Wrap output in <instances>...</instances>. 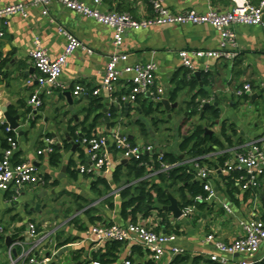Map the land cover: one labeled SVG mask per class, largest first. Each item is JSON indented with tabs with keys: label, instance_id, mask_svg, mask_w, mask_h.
Segmentation results:
<instances>
[{
	"label": "crops",
	"instance_id": "1",
	"mask_svg": "<svg viewBox=\"0 0 264 264\" xmlns=\"http://www.w3.org/2000/svg\"><path fill=\"white\" fill-rule=\"evenodd\" d=\"M249 1L258 4L261 0ZM88 2L90 5H94L93 0ZM11 4L27 5L28 17L12 16L6 26L0 22L2 33L0 55L1 61H5L0 76V140H3L0 142V149L3 148L7 136L1 127L4 124L9 127L5 123L3 109L6 108L9 113L13 109L16 114L12 116L18 118L21 131V134L14 131L20 142L16 160L34 163L47 184L26 187L18 194L3 193L0 195V229H3V233L0 232V264L10 263L8 253L11 246L7 247L6 238L11 237L14 241L13 244L21 240L28 241L27 231L30 222L38 224L40 228L45 225L48 230L52 229L55 224H63L61 241L64 242L70 238L76 239V241L84 238L85 230H81V227L87 229L100 221L118 224H126L129 221L124 220L122 216L120 197L104 201L90 216L79 212L88 203L100 200L102 197H98L93 190L97 180H92L88 175H80L75 170L81 165L88 164V156L83 146L79 145L73 151L74 146L71 142L77 144L78 134H83L84 123L86 124L85 135H89L87 132H90L91 135H109L111 133L113 127L111 124L114 122L111 118L109 119V128L105 118L95 123L96 114H93L86 122L88 115L86 111L90 107L91 99L95 97L92 92L100 86L109 58L115 53H125L131 55L130 63L132 64L156 63L159 68V85L166 90L165 98L170 101L171 105H176L171 112L165 111L163 106L161 111H164V115H169V118L172 119L173 113L177 111L178 103L186 97V93L193 96L197 91H191L190 88L180 89L179 80L175 81L176 73L185 69L181 64L179 53L181 51H214L219 48L221 41L219 32L209 25L157 26L127 34L123 45L120 48H115L111 29L67 10L59 4L51 5L48 16H43L41 9L32 7L31 0H0V9ZM240 4H242V0H167L166 2L167 8L177 14L191 9L204 13L211 7L226 12ZM100 10L128 13L135 19H145L153 15L151 0H105ZM60 27L77 37L82 43V48L68 59L62 76V83L67 89L54 93L41 90L43 107L37 114H34L29 100L35 92L39 91V87L27 85V81L36 74L30 58V54L34 50V40L39 37L49 55L56 58L64 52L66 47V39L58 35ZM233 30L237 36L239 48V56L235 62L196 60L194 62L195 72H191L193 77L197 72L209 75V85H203L208 97L201 101L210 102V105L218 104L221 119L214 127H208V129L213 131V134L218 136L227 147L226 137L222 136L223 125L225 135L234 145L227 147L231 158L242 145L264 136V32L259 27L248 25H236ZM206 67H209L207 72L205 71ZM180 78H182V74L179 75L178 79ZM77 84L84 85L89 91V96L74 97L73 88ZM247 84L251 85L252 92L238 98L237 91ZM178 88L180 89L178 98L173 103L170 100L171 94ZM200 88L202 87L199 82L198 89ZM126 91V82L122 81L115 95L101 93L98 96L102 99L104 117H107V114L111 115V110L114 108L118 111L119 126L132 141L140 145L152 144L166 152L178 154L183 139L177 133L179 130L176 129L177 135L174 132L175 129L172 131L174 133H170L172 128L158 133L154 129V125H147L145 121L152 122V118L145 117L143 114L144 103L147 102L146 105H149L148 99L146 101L140 99V102L131 105L127 110L121 109L115 98L120 97ZM66 92L72 94V105L65 97H60ZM105 109L107 113H104ZM161 114L156 113L154 116L161 119L159 118ZM184 117L187 118V115ZM139 121H143L147 126V133L142 132L137 124ZM75 126L80 127L77 129L76 136L73 137L71 127ZM187 126L182 129L183 136L189 135L190 128ZM37 130L39 133L35 135V142L31 144L32 134ZM157 137H161V143L158 142ZM46 140L52 141L53 146L58 149V153L61 155V164L58 167L51 165V155L46 153L38 155V152L46 147ZM67 143L69 147H67ZM120 158V155L117 154L112 156L113 169L107 177H103L111 185V191L124 184L119 186L113 184L116 167L125 165L124 161L120 163ZM70 161H74L71 170H75L77 178H73L68 171ZM65 165H67L66 176L60 178ZM124 173L126 174L127 171ZM226 176L223 174V178ZM260 185L258 191L250 192L249 195L247 192L239 190L236 195L237 201L233 202L225 193V184L220 182V186L215 188L219 201L214 205V213L210 216L203 214L206 218L201 217L196 225L193 224V221L197 216V211L192 218L180 220H174L171 213H168L169 222L173 228L170 233L175 232L178 240L169 247L158 264H172L176 257L181 256L173 254L171 251L173 247L183 249L185 251L183 256L204 258L202 264H206L207 261H210V255L217 253L214 245L205 241L208 235L214 234L219 241L231 243L240 236L242 222L254 219L264 222V171L261 175ZM168 194L173 195L180 202L182 201L178 193L168 192ZM39 195H43V197L38 199ZM38 205H40L39 211H37ZM224 206H229L232 214L225 211ZM76 214L79 215L77 220L74 221L75 223H70V216ZM154 216H156V212ZM92 217L100 220L94 223L91 221ZM23 228L24 230H22ZM161 229L167 232L165 225ZM57 236L54 235V239L47 245V249L51 250L58 244ZM122 244L117 254V261L113 264H123L127 259L131 260L132 264L157 263H154L139 245ZM106 251L107 245L101 249V253ZM69 253L72 259L68 264H76L87 257L89 247L70 248ZM79 253L81 254L80 258L75 259V255ZM65 255H62V261H64ZM14 258L17 259V256ZM225 258L227 264H240L247 260L244 256H226ZM263 263L264 245L261 246L253 260V264ZM18 264H25V262L19 261Z\"/></svg>",
	"mask_w": 264,
	"mask_h": 264
},
{
	"label": "built area",
	"instance_id": "2",
	"mask_svg": "<svg viewBox=\"0 0 264 264\" xmlns=\"http://www.w3.org/2000/svg\"><path fill=\"white\" fill-rule=\"evenodd\" d=\"M88 1L31 0V6L41 9L43 16H48L51 5L56 3L87 19L94 20L112 30L115 48H120L124 43L125 36L131 32H140L157 26L209 25L217 30L221 37L217 50L181 51L179 53L182 66L192 73L195 72L194 62L196 60L235 62L239 56V48L237 36L233 30L234 26H255L261 28L264 32V0H261L258 4H253L249 0H242V4L226 12L211 7L204 13L191 9L180 14L167 8V0H151L153 16L145 19H135L128 13L116 10L103 12L100 7L104 5L105 0H93V6ZM15 15L27 18L28 6L11 4L1 8L0 22L6 26L9 19ZM58 35L66 39V47L64 52L56 58L49 55L39 37L34 40V50L31 52L30 58L36 74L27 81V85H37L39 87V91L35 92L29 100V105L34 114H37L43 107L40 96L41 90L54 93L67 89L62 83V76L68 59L82 48L80 40L63 27L58 29ZM130 58L131 55L125 53L113 54L108 60L100 86L92 92V95L95 97L100 96L101 93L115 95L118 86L124 81L126 82L127 91L120 97H114L121 109H126V105H129L130 108L131 105L138 103L140 99H148L155 106L161 104L166 99V90L159 85V68L157 64L154 62L132 64ZM208 69L209 67H206L205 71L207 72ZM251 92L252 87L247 84L237 91L236 95L238 98H242L245 94ZM73 96L76 98L89 96V91L84 85L77 84L73 88ZM205 104L206 102L202 101V105ZM207 104H210V102ZM107 117L110 119L111 115L107 114ZM119 125L120 122L118 121V124L112 127L109 135L89 136L82 134L81 141H79L81 133L78 134L79 138L76 142L86 150L88 164L81 165L75 170L80 175L90 176L92 180L107 177L113 169L112 156L117 154L121 157L120 163L125 160L128 163L131 161L140 162L145 157L148 158V161L141 163V166L146 168V174L113 189L100 200L90 202L79 212L86 214L87 211L97 209L110 198L121 197V192L127 188L136 187L142 182L151 185L158 180L160 175L185 167L193 168L195 182H199L208 194L206 199L199 196L194 199L195 202L206 201L209 204L216 205L219 198L215 188L220 180L219 178H223L221 177L223 174L237 173L239 178L236 180V187L243 192L254 193L261 187L260 179L264 171V136L242 145L232 158L229 157L224 169L219 167L213 169L204 162L218 163L220 157L230 155L228 149L216 150L193 158L186 154H180V161L163 163L166 151L152 144L140 145L135 143L129 136L124 134ZM7 131L14 132L9 127ZM6 141L7 147L0 149V195L3 193L18 194L20 190L26 187L46 185L47 182L34 163L16 160V154L20 149L17 136H7ZM54 151L53 142L46 140V147L39 151L38 155L45 153L52 155ZM155 157H158L157 161ZM156 162H160V168H156ZM154 196L156 197L155 194ZM178 202L180 206V201L178 200ZM224 209L232 214L229 206H224ZM181 210L183 212L181 219H190L196 212V208L193 206L181 207ZM155 212L156 216H154ZM78 216V214L71 215L69 222L73 223ZM63 226V224H55L52 229L48 230L43 225L39 230L38 224L30 222L27 231L28 241H17L9 248V264H18L19 261H23L25 264H65L61 259L63 254L68 253L70 248H82L84 246L89 247V253H87L84 260L78 261L76 264H101L99 260H95L92 256L101 252L103 247L111 243L139 245L146 251L150 259L158 264L169 247L178 240L175 232L162 231L163 218L160 216L158 209L152 210L151 216L147 218L138 215L136 221L129 220L126 224L97 222L84 231V238L81 240L61 248H58L57 244L51 250L47 249L46 247L53 241L54 235L62 232L61 228ZM240 226V236L231 243L219 241L214 234L206 237L205 241L212 243L217 252L210 255L211 262L227 264L226 256H244L247 260L240 262V264H253L255 256L259 253L261 246L264 245V222L260 219H254L249 222H242ZM0 232L3 233V229H0ZM65 248L68 249L67 252H65ZM14 250L17 251V259L14 258ZM171 251L175 256L185 254V251L178 247H173ZM123 264H132V262L127 259Z\"/></svg>",
	"mask_w": 264,
	"mask_h": 264
},
{
	"label": "trees",
	"instance_id": "3",
	"mask_svg": "<svg viewBox=\"0 0 264 264\" xmlns=\"http://www.w3.org/2000/svg\"><path fill=\"white\" fill-rule=\"evenodd\" d=\"M153 13V12H152ZM153 16V15H152ZM0 76L2 74V69L5 64V61H1V55H0ZM182 74V78H179V75ZM179 80L180 82V89L184 88H190L191 91L197 90L191 100L187 103L188 106V117L184 119L183 126L180 127L179 133L180 136L183 138L180 146H179V153H170L167 152L163 157V163H176L181 160L180 154H186L189 157H200L208 153H212L216 150H225L227 147H233L232 141L229 139L228 136L225 135V130L223 129L222 125V136L224 135L226 137V142L228 143L227 147L226 144L221 141L218 136L215 134H208L205 130V126L198 125V126H192L189 130L188 136L182 135V129L183 127L187 126L189 122L185 120L198 118L201 122H206L210 128L214 127L217 122L221 119V111L218 107L211 106L209 109L205 110L203 112V105L201 99H206L208 97L207 91L204 89V87L198 89L199 82H203L204 86L209 85V75L208 74H202L201 81H198L197 78L193 77L191 75V71L188 69H183L182 71H179L175 75V81ZM177 89L174 93L171 94V102H176L178 98V90ZM147 99H145L146 101ZM140 102V100L138 101ZM147 103V102H146ZM144 103L143 106V114L145 117L152 118L154 127L158 128L161 123L169 122L164 121L162 119L155 118L156 113H163L164 111H161L162 106L160 104L157 105V107L154 105V103L149 102V105H146ZM102 99L98 97H94L91 99L90 107L86 111L88 113L87 120L90 119V117L93 114H96L95 117V123H98L99 121L103 120L104 114L102 112L103 109ZM118 111L116 109L111 110V119L114 120V122L111 124V126H115L118 124V118L117 115ZM11 115L16 114L15 111L12 109L10 111ZM138 126H140L143 133H147V126L144 124L143 121H139ZM80 126L71 127V135L75 137L77 129ZM82 127L83 128V134L85 133L84 130H86V124L84 123ZM3 131L6 133L7 136H14V132H8L7 125L4 124L2 127ZM89 136L91 135L90 132H87ZM6 136V137H7ZM0 142H3V140H0ZM68 144V143H67ZM242 144V143H241ZM7 147V141L5 140L3 143V148ZM69 147V144L67 145ZM84 157V156H82ZM229 155H225L223 157H220L218 160V163H211L210 161H205L204 163L207 164L210 168L215 169L216 167L225 168V163L229 159ZM158 157H155V160L157 161ZM148 161V158H144L143 161H131L127 165H119L116 167L114 175H113V184L114 185H121L122 183L131 182L135 179L141 178L146 174V168L144 166H141L142 162ZM156 168H160V162H156ZM203 163V162H202ZM61 164V155L58 153V149L55 147L54 153L51 155V165L58 167ZM74 161H70L68 166V171L71 174L73 178H77V173L71 170V167L73 166ZM127 171L125 174L124 172ZM239 178V175L237 173H231L230 175H227L224 178H219L220 180L217 182V186H220V182L225 184V193L229 199H231L233 202H236V195L239 193V189L236 187V180ZM126 180V181H124ZM93 190L96 192L98 197H104L109 194L111 191V185L107 181V179L99 178L93 186ZM168 192H172L173 194L178 193L181 202L180 206L182 208H186L189 206H193L196 208L197 216L194 218L193 224H197V222L203 217V214L212 215L214 213V205L209 204L206 201L203 202H195L194 199L201 196L203 199H206L208 194L204 191L203 186L200 185L199 182H195L194 180V170L191 167H185V168H179L176 170H173L169 172L168 174H162L159 176L158 180L153 183L149 184L147 182H142L136 187H130L126 190L121 192V212L124 220H131L136 221L138 215H142L144 218H147L151 216L152 210L158 209L160 216L163 218V225L166 226L167 232H171L173 228L171 227V224L169 222V214L163 210L164 206L169 205V199H168ZM156 195V197L154 196ZM250 193L248 192L247 195ZM89 204V203H88ZM96 209L89 210L86 212L89 216L92 215V212H95ZM100 220L99 218H91L92 222H96ZM75 223V222H74ZM179 229V227H178ZM24 230V228L22 229ZM40 230V227H39ZM81 230H86V227H81ZM159 230V229H158ZM178 232V231H176ZM62 233L60 232L57 236L58 241V248L67 246L69 244L75 243L76 239H67L66 241L62 242L61 237ZM122 243H113L107 245V251L105 253H97L94 254V259L99 260L101 264H113L117 261V254L120 251V248L122 247ZM81 254L75 255V259H79ZM204 262V258L202 257H196V258H190L189 256H178L173 261L172 264H202ZM206 264H218L213 263L210 261H207ZM264 264V263H263Z\"/></svg>",
	"mask_w": 264,
	"mask_h": 264
},
{
	"label": "water",
	"instance_id": "4",
	"mask_svg": "<svg viewBox=\"0 0 264 264\" xmlns=\"http://www.w3.org/2000/svg\"><path fill=\"white\" fill-rule=\"evenodd\" d=\"M201 76H202V74L200 72L195 73V77L197 78L198 81L201 80ZM200 86L203 87V83H200ZM60 97H65L70 105L73 104V98H72V94L70 92H66V93H64V95H61ZM160 105L163 106L164 107V110L167 111V112H171V110H173L176 107V105H171V103H170V101L168 99H164ZM211 106L218 107V104L210 105V104H207L206 103L203 106V112H205V110L209 109ZM128 108H129V105H126V109H128ZM3 112L5 114V123H7L9 125L10 130L17 131L19 134H21L20 124L18 122L19 121L18 118L12 116L8 112V110L6 108L3 109ZM104 113H107V110L106 109H105ZM105 119H106V121L108 123V128H109L110 127V124H109L110 123V120H109L108 117H105ZM205 130H206V132L208 134H210V135L213 134V131H211L210 129L206 128ZM81 137H82V134H80L79 141H81ZM71 143L74 146L73 151H75V148L76 147H79V145H80L79 143L78 144H75V142H71ZM127 163H128L127 160H125L123 162V164H125V165ZM66 173H67V165H65L63 167L62 173L60 175V178H64L66 176ZM221 177H223V176L221 175ZM42 197H43V195H39L38 196V199H41ZM168 199H169V205L164 206L163 207V210L166 211V212L171 213L172 216H173V218L175 220H180L181 217H182V215H183V212L181 210V207L179 206L178 200L173 195H171V194L168 195ZM39 210H40V205L37 206V211H39ZM203 218L205 219L206 216L204 215ZM13 243H14V241L11 239V237H7L6 238V245H7V247L12 246ZM67 251H68V249L65 248V252H67ZM13 253H14L15 256L17 255V251L16 250H14ZM62 253H60V254H62Z\"/></svg>",
	"mask_w": 264,
	"mask_h": 264
},
{
	"label": "rangeland",
	"instance_id": "5",
	"mask_svg": "<svg viewBox=\"0 0 264 264\" xmlns=\"http://www.w3.org/2000/svg\"><path fill=\"white\" fill-rule=\"evenodd\" d=\"M191 98H192V95L190 93H186V97L178 103L177 111H175L173 113L172 119L169 118V115L161 114V116H159V118L163 119L164 121H168V119H169V123H167V122L161 123L158 128L154 127V129L158 133H161L163 130H167V129L172 128L170 133H174V132L176 133V129L179 130L180 127L183 126L184 119H186L184 116L187 115V117H188L189 110H188L187 103L191 100ZM185 121L189 122L187 124L188 125L187 127H189L190 129L192 126L195 127L198 125L205 126V129L209 127V125L206 122H204V121L201 122L198 118H193V119H189V120H185ZM145 122L147 125L153 126V121L151 123L148 121H145ZM176 126H177V128H176ZM174 129H175V131L172 132ZM38 133H39V130L35 131L32 134V139L30 140L31 144H33L35 142V137H36L35 135H38ZM177 133H179V131ZM177 133H176V135H177ZM161 135H164V134H161ZM179 135H180V133H179ZM156 139L158 140L159 143L162 142L161 137H157ZM63 258H64L63 260H64L65 264H68L72 259L70 253L69 254L67 253Z\"/></svg>",
	"mask_w": 264,
	"mask_h": 264
}]
</instances>
